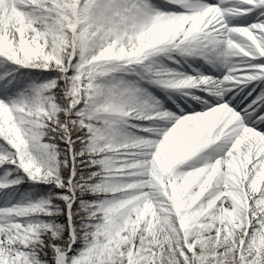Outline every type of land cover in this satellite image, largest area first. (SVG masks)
<instances>
[{"label": "snow or ice", "instance_id": "obj_1", "mask_svg": "<svg viewBox=\"0 0 264 264\" xmlns=\"http://www.w3.org/2000/svg\"><path fill=\"white\" fill-rule=\"evenodd\" d=\"M0 264H264V0H0Z\"/></svg>", "mask_w": 264, "mask_h": 264}]
</instances>
